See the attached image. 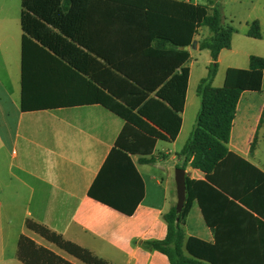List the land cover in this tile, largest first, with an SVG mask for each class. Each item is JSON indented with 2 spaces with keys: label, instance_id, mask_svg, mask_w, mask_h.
<instances>
[{
  "label": "crops",
  "instance_id": "0c3cea01",
  "mask_svg": "<svg viewBox=\"0 0 264 264\" xmlns=\"http://www.w3.org/2000/svg\"><path fill=\"white\" fill-rule=\"evenodd\" d=\"M90 7L82 28L75 24L66 28L94 52L86 61V79L111 86L116 78L109 64L127 62L123 50L134 48V63L140 66V76L145 75L154 86L153 97L187 66L180 130L172 142L155 141L151 155L146 156L148 163H140L139 155L127 154L129 163L121 154L110 157L125 123L100 104L22 111L21 3L0 0V264H23L16 257L21 235L72 263L79 262L54 250V245L41 237L35 238L25 227L26 220L46 226L110 264H169L165 255L143 246L145 241L164 238L162 215L176 202L175 183L169 177V167L164 168L167 162L181 164L185 180L199 182L192 186L184 242L192 237L214 245L225 264H264V74L259 92L244 91L239 97L226 143L230 156L206 175L176 154L188 139L198 111L196 85L206 75L210 57L195 85L192 66L203 51L197 43L209 35L208 30L199 29L195 48L182 49L189 57L179 65L174 51L180 49L134 40L130 37L134 29L111 23L104 2ZM252 20L258 21L261 33L260 17L250 18L243 29L231 26L230 47L218 54L214 87L222 86L227 68L246 69L250 55L264 57L245 50L252 40H262V34L260 39L246 35L247 23ZM222 22L228 25L224 17ZM25 66L33 96H75L79 92L81 80L65 78L62 65L53 58L29 53ZM171 91L178 97L181 85L173 84ZM234 155L252 167L244 168ZM153 167L165 169L166 178L158 179ZM93 184L98 197L115 208L131 210L129 215L89 197Z\"/></svg>",
  "mask_w": 264,
  "mask_h": 264
},
{
  "label": "trees",
  "instance_id": "16d2710c",
  "mask_svg": "<svg viewBox=\"0 0 264 264\" xmlns=\"http://www.w3.org/2000/svg\"><path fill=\"white\" fill-rule=\"evenodd\" d=\"M204 1V4H194L176 0H20V26L23 32L21 110L100 104L125 123L110 157L121 154L130 163L127 154L139 155L140 163H148L150 160L146 156L151 155L155 141L172 142L180 130L188 67H182L180 74L175 75L165 89L152 97L150 94L154 86H151L145 75L140 76V66L134 63L136 50H123L128 61L118 65L109 64L116 79L111 86L103 87L86 79V61L92 57L93 50L85 46L79 37L71 36L66 28L71 24L82 28L85 13L91 8V4L104 2L107 6L105 8L109 10L111 23L134 29L130 33L134 40L146 45L155 41L180 49L174 51L180 58L179 65L187 63L189 57L188 52L182 49L192 46L199 29L206 28L209 35L197 44L199 50L208 51L210 63L206 68V75L196 85L199 107L194 126L176 155L183 158L185 163L189 162L190 167L209 174L230 156L226 143L237 102L242 92L261 90L264 57L250 55L246 69L227 68L222 86L214 87L212 82L218 67V54L230 47L234 29L223 24L216 0ZM246 35L253 39L261 38L257 20L247 23ZM29 53L53 58L62 65L65 78H79L81 83L77 95L64 93L53 97H37L29 94L25 79V63ZM173 84L181 85L178 97L172 95ZM234 160L244 168L252 167L235 155ZM195 184L199 182L185 180L187 196L179 214L171 206L162 215L166 225L164 238L145 241L143 246L165 255L169 264H225L214 245L192 237L184 242L183 225L190 207L192 186ZM94 186L93 184L88 190L89 197L129 215L131 210L115 208L110 201L98 197L94 193ZM25 227L82 264H110L89 250L63 239L42 224L26 220ZM16 257L23 264H74L24 235L18 239Z\"/></svg>",
  "mask_w": 264,
  "mask_h": 264
},
{
  "label": "rangeland",
  "instance_id": "374dc122",
  "mask_svg": "<svg viewBox=\"0 0 264 264\" xmlns=\"http://www.w3.org/2000/svg\"><path fill=\"white\" fill-rule=\"evenodd\" d=\"M192 1V0H190ZM199 3H205L204 0H193ZM219 5L222 17L226 24L232 26L234 29H243L245 27V22L252 17H260L262 25V40H252V44L245 48L246 51H250L252 54L262 53L264 55V0H216ZM207 32V30H206ZM209 59V54L207 50L200 52V55L196 57V60L193 61L192 66V80L194 85L197 83V79L200 75H204V66L206 61ZM235 64V63H234ZM199 100V99H198ZM169 167V177L172 184H174V170L180 168L181 164L174 166L172 162H167L164 165ZM154 174L158 179L166 178V170L157 169L153 167ZM35 238L39 239L38 235H34ZM45 242V241H44ZM54 250L56 249L52 246ZM75 264H81L74 261Z\"/></svg>",
  "mask_w": 264,
  "mask_h": 264
},
{
  "label": "water",
  "instance_id": "95a60500",
  "mask_svg": "<svg viewBox=\"0 0 264 264\" xmlns=\"http://www.w3.org/2000/svg\"><path fill=\"white\" fill-rule=\"evenodd\" d=\"M196 42H192V48H195ZM174 183H175V194H176V202L174 205V209L176 214H179L184 201H185V172L182 168H176L174 170Z\"/></svg>",
  "mask_w": 264,
  "mask_h": 264
}]
</instances>
